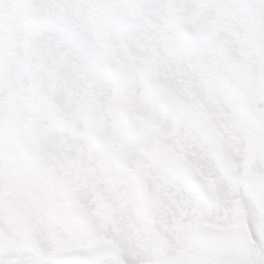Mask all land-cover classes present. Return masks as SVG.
Returning <instances> with one entry per match:
<instances>
[{
	"label": "snow or ice",
	"instance_id": "1",
	"mask_svg": "<svg viewBox=\"0 0 264 264\" xmlns=\"http://www.w3.org/2000/svg\"><path fill=\"white\" fill-rule=\"evenodd\" d=\"M0 264H264V0H0Z\"/></svg>",
	"mask_w": 264,
	"mask_h": 264
}]
</instances>
